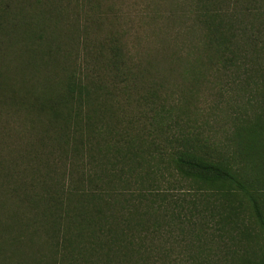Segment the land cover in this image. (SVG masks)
<instances>
[{
    "label": "trees",
    "instance_id": "16d2710c",
    "mask_svg": "<svg viewBox=\"0 0 264 264\" xmlns=\"http://www.w3.org/2000/svg\"><path fill=\"white\" fill-rule=\"evenodd\" d=\"M111 1L0 0V264H264V0L147 3L145 57Z\"/></svg>",
    "mask_w": 264,
    "mask_h": 264
},
{
    "label": "rangeland",
    "instance_id": "374dc122",
    "mask_svg": "<svg viewBox=\"0 0 264 264\" xmlns=\"http://www.w3.org/2000/svg\"><path fill=\"white\" fill-rule=\"evenodd\" d=\"M154 0H112L115 15L118 16V24L120 27L124 26L130 31V37L127 35V41L129 43V48H133L134 52L140 57H145L149 54V47L145 46L146 37L151 36L152 30H156L160 27V20L156 19V22L144 24L149 18H151V11H145L147 3H152ZM158 9L161 13H165V8L163 5H158ZM146 17V19L141 21V18ZM148 15V18H147ZM107 29V27H104ZM156 36V35H152ZM129 37V38H128ZM134 43V47L132 43ZM157 42L151 43V47H156ZM141 45V47H139ZM252 87V88H251ZM253 86L245 87L241 89L239 86H234L231 90L224 93V97H218L215 95V91L210 92V89L204 88L201 92L200 97V108L204 115L207 117V124L210 127L203 126L205 132H212L211 139L215 141H221L224 145L226 144V133L228 135L229 131L233 128L232 123L234 117L239 116L237 113L244 110L253 119V109L256 107V103L259 101V96L256 94V90H252ZM245 90V91H242ZM216 97H215V96ZM215 135V136H214ZM225 149V148H224ZM224 149L222 151H224ZM226 151V149H225ZM227 152V151H226ZM228 154H230L228 152ZM262 167L264 168V159H262Z\"/></svg>",
    "mask_w": 264,
    "mask_h": 264
}]
</instances>
